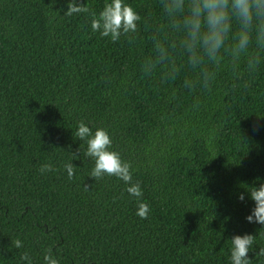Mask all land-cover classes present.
I'll return each instance as SVG.
<instances>
[{
	"label": "trees",
	"instance_id": "obj_1",
	"mask_svg": "<svg viewBox=\"0 0 264 264\" xmlns=\"http://www.w3.org/2000/svg\"><path fill=\"white\" fill-rule=\"evenodd\" d=\"M84 2L98 12L104 0ZM129 2L143 22L112 42L91 32L86 15H57L66 0H0V264H16L11 238L34 264L42 246L60 264H226L227 238L264 232L244 220L253 201L236 199L243 183L264 179V69L239 79L221 72L192 90L186 71L146 75L139 61L151 51L158 0ZM79 120L108 130L147 219L122 181L86 176L71 135ZM78 144L68 180L66 151ZM44 162L56 171L41 175Z\"/></svg>",
	"mask_w": 264,
	"mask_h": 264
},
{
	"label": "clouds",
	"instance_id": "obj_2",
	"mask_svg": "<svg viewBox=\"0 0 264 264\" xmlns=\"http://www.w3.org/2000/svg\"><path fill=\"white\" fill-rule=\"evenodd\" d=\"M158 8L160 19L152 36L151 51L139 61L142 73L150 76L159 72L162 77L171 78L186 71L183 86L192 90L210 88L221 72L239 79L264 69V0H158ZM82 14L88 18L92 33L112 42L134 36L143 22L140 12L129 0H104L98 12L90 10L84 0H66L63 14L60 10L57 13L65 18ZM71 135L82 142L84 159H80L81 144H78L76 152L66 151L69 158L63 163V170L67 179L71 180L78 168L73 160L80 159L82 164L87 162L90 168L86 176L94 181L104 177L122 181L124 191L137 202L135 215L147 219L150 208L141 199V185L133 181L130 163L113 148L108 130L91 127L90 123L79 120ZM216 135L215 128L209 130L205 143L210 146ZM37 171L45 175L55 172L56 168L52 163L44 162ZM255 181H259V186L255 182L243 183L247 187L240 185L244 191L238 192L236 199L245 202L247 197L253 201L244 220L264 229V179L256 177ZM83 187L89 190L87 185ZM257 236L264 237V232L226 237V264H251L254 257L264 258V247H256ZM9 241L8 250L19 251L16 264H34L29 250L20 251L24 247L22 239L11 238ZM250 251L253 252L252 258L248 255ZM39 264H60V258L51 247L42 246Z\"/></svg>",
	"mask_w": 264,
	"mask_h": 264
}]
</instances>
